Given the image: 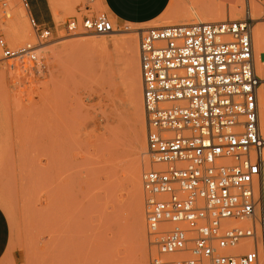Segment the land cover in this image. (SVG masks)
I'll list each match as a JSON object with an SVG mask.
<instances>
[{"label": "rangeland", "instance_id": "374dc122", "mask_svg": "<svg viewBox=\"0 0 264 264\" xmlns=\"http://www.w3.org/2000/svg\"><path fill=\"white\" fill-rule=\"evenodd\" d=\"M49 2L56 30L39 47L38 71L0 63V214L10 241L0 264H150L156 249L143 182L138 214L128 180L133 165L140 163L142 174L152 167L147 148L140 150L146 122L143 102L141 124L129 90L130 55L95 42L115 37L67 32L73 19L105 13L113 22L104 0ZM22 4L12 0L0 17V35L13 50L37 44ZM197 6L201 11L190 13ZM249 9L261 11L264 26V0H171L148 27L114 25L116 39L138 34L139 48L141 30L241 21Z\"/></svg>", "mask_w": 264, "mask_h": 264}, {"label": "built area", "instance_id": "2783aa9c", "mask_svg": "<svg viewBox=\"0 0 264 264\" xmlns=\"http://www.w3.org/2000/svg\"><path fill=\"white\" fill-rule=\"evenodd\" d=\"M10 1L0 0V17ZM250 14L140 33L152 166L142 182L147 233L156 249L150 264H264L261 79ZM30 25L36 45L13 50L0 35V63L38 71L39 47L54 31L31 17ZM80 31L108 36L115 28L103 13L68 22L69 34Z\"/></svg>", "mask_w": 264, "mask_h": 264}, {"label": "bare ground", "instance_id": "6f19581e", "mask_svg": "<svg viewBox=\"0 0 264 264\" xmlns=\"http://www.w3.org/2000/svg\"><path fill=\"white\" fill-rule=\"evenodd\" d=\"M12 1V0H11ZM10 1V2H11ZM22 3V2H21ZM23 8L25 9L27 13V17L30 22V15L28 12V9L25 6L24 0H23ZM199 7L198 9L192 8L190 13H197L196 10L201 11L202 7ZM238 8H234L233 13L237 14L238 13ZM251 15V14H250ZM253 18L257 21V25L253 28V44H254V52H255V64H256V69L258 76L261 79V84L259 86V91H258V98L260 100V120H261V132L264 137V26L261 22L262 20V13L259 10H254L252 11L251 18ZM252 18V19H253ZM253 19V20H254ZM254 20V21H255ZM148 29V28H147ZM145 30V29H144ZM143 30H141L142 32ZM119 32L121 31H116L115 33L109 35L110 37H115L111 38L110 43H106L104 41H95L97 45H100V47H104L105 49H109L112 47L114 50L119 49L120 51L122 49H125L128 54L130 55V60L129 66H128V71H129V90L131 93V96L133 97V100L135 102V105L137 106V111H138V119L140 123L142 124L143 120V110H142V102H143V95H142V79H141V73L136 67L137 64V59L139 57V48H138V40L137 36L138 34H135L133 37H127L126 39L119 40L116 39ZM25 35H22V39H24ZM129 36V35H128ZM125 38V37H124ZM109 42V41H108ZM99 47V48H100ZM100 48V49H101ZM143 138V137H142ZM141 138V139H142ZM140 141V140H139ZM147 148L146 140L142 139V142H140V150L144 151ZM132 167V166H131ZM130 177L128 178L129 182L132 185L133 188V202H134V207L136 208L138 214L142 210V198H141V186H142V167L140 163L133 165V167L130 169ZM137 217V216H136Z\"/></svg>", "mask_w": 264, "mask_h": 264}, {"label": "crops", "instance_id": "0c3cea01", "mask_svg": "<svg viewBox=\"0 0 264 264\" xmlns=\"http://www.w3.org/2000/svg\"><path fill=\"white\" fill-rule=\"evenodd\" d=\"M26 2L32 19L53 31L56 30L55 15L49 0H26ZM104 2L112 14L114 25L117 26L118 23L148 27L165 13L171 0H104ZM13 34L16 39L22 40V35L17 34L15 29ZM9 245L6 224L0 214V260L8 253ZM12 258L15 263L22 261L21 255L16 252L12 254Z\"/></svg>", "mask_w": 264, "mask_h": 264}]
</instances>
